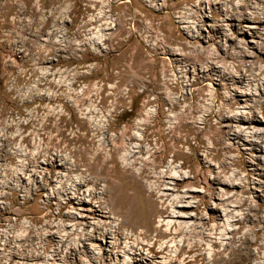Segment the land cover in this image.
Listing matches in <instances>:
<instances>
[{
  "label": "rangeland",
  "instance_id": "obj_1",
  "mask_svg": "<svg viewBox=\"0 0 264 264\" xmlns=\"http://www.w3.org/2000/svg\"><path fill=\"white\" fill-rule=\"evenodd\" d=\"M0 264H264V0H0Z\"/></svg>",
  "mask_w": 264,
  "mask_h": 264
},
{
  "label": "bare ground",
  "instance_id": "obj_2",
  "mask_svg": "<svg viewBox=\"0 0 264 264\" xmlns=\"http://www.w3.org/2000/svg\"><path fill=\"white\" fill-rule=\"evenodd\" d=\"M167 231L169 232V229Z\"/></svg>",
  "mask_w": 264,
  "mask_h": 264
}]
</instances>
